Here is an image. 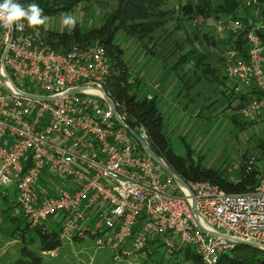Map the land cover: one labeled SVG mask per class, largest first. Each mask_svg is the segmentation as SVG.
Returning <instances> with one entry per match:
<instances>
[{
	"label": "built area",
	"instance_id": "2783aa9c",
	"mask_svg": "<svg viewBox=\"0 0 264 264\" xmlns=\"http://www.w3.org/2000/svg\"><path fill=\"white\" fill-rule=\"evenodd\" d=\"M243 27L233 17L217 23L219 32ZM33 29L24 19L0 22L7 79L0 80V191H13L30 227L52 222L62 242L93 238L117 263L144 257L154 238L167 256L193 247L202 264H217L241 241L264 251V172L245 193L210 181L182 184L134 137L150 145L146 129L133 128L106 89L112 64L104 47L75 43L59 51ZM247 43L248 59L232 58L226 72L236 90L259 92L241 110L253 117L264 112L263 19Z\"/></svg>",
	"mask_w": 264,
	"mask_h": 264
},
{
	"label": "rangeland",
	"instance_id": "374dc122",
	"mask_svg": "<svg viewBox=\"0 0 264 264\" xmlns=\"http://www.w3.org/2000/svg\"><path fill=\"white\" fill-rule=\"evenodd\" d=\"M31 1L15 0L24 8ZM117 1L84 0L72 10L46 15L45 23L37 25L36 29L44 37L50 30L68 33L76 26L88 31L104 23ZM225 2L211 0V7L208 8L204 0H168L162 9L166 22L150 38L141 39L120 32L117 41L125 50L124 58L131 76L139 82L140 96L159 97L155 95L153 85H150V81L158 78L159 86H164L165 91L169 92L167 100L181 106L176 116L174 113L180 106H175L172 111L171 108L163 109L159 100L173 152L185 159L187 164L213 168L237 180L244 163L264 172V112L253 117L241 115L237 121L234 119L254 98V92L249 95L250 90L245 88L236 90L235 80L227 75L229 62L238 56L234 46L229 44L230 33L219 32L217 23L221 19L233 17L237 20L250 18L255 25L264 20V2L238 0L239 6L235 11L218 14L219 5ZM200 9H203L201 13ZM64 17H71L75 21L74 26L63 24ZM205 32L214 37L216 45L206 39ZM202 59L206 64L220 69L219 80H211L204 75L200 62ZM190 82H193L192 86L195 85L190 92L188 90L193 101L189 106V103L184 104L182 94ZM180 89L183 93L176 96ZM26 222L27 219L15 204L13 191L8 196L0 192V264L15 261L24 244L36 253H42L48 264H130L128 261L115 262L111 250L97 247L93 238L73 240L77 241L74 243L63 241L57 248V254L42 252L38 231H22ZM58 227L52 222L46 225L47 230ZM163 251L161 248L153 257L160 259ZM259 254L263 256L264 251L259 250ZM153 257L147 251L144 257L131 264H165Z\"/></svg>",
	"mask_w": 264,
	"mask_h": 264
},
{
	"label": "trees",
	"instance_id": "16d2710c",
	"mask_svg": "<svg viewBox=\"0 0 264 264\" xmlns=\"http://www.w3.org/2000/svg\"><path fill=\"white\" fill-rule=\"evenodd\" d=\"M82 1L84 0H32L30 4L39 5L43 10L42 16H46L63 10H72ZM259 1L264 2V0ZM167 2L168 0H118L115 8L107 15L101 26L88 31H82L79 26H76L72 32L68 33L50 30L47 32L45 39L59 51H66L75 43H95L104 47L112 64V73L106 85L110 96L118 104V109L120 111L124 110L128 114V123L133 128L140 125L146 129L152 149L164 158L167 164L186 181H210L217 184L227 193L234 194L253 190L259 183L258 175L262 174L256 166L244 163L241 175L237 180H234L216 169L203 168L198 164H187L185 159L176 155L171 148L170 139L166 131L165 116L159 106V97H141L139 94V82L131 76V71L124 58L125 50L118 43L117 38L120 32H125L130 36H136L141 39L150 38L166 22L162 9ZM204 2L208 8L211 7V0H204ZM238 6V0H226L224 4L219 5L218 10H215H217L218 14L231 13ZM201 10L203 11V9H200L199 13H201ZM242 21L244 23L243 29L237 34L230 33L228 39L229 44L234 46L237 56L248 59L247 33L252 28L253 22L250 18H245ZM27 27L29 31L34 30L33 27L28 25ZM208 32L204 34L206 39L216 45V40ZM200 62L203 65V73L207 78L211 80L220 79V69L218 67L206 64L203 59ZM254 93L256 96H260L259 92L254 91ZM241 115H235L234 119L236 121L239 120ZM15 204L19 207L20 212L23 213L16 201ZM46 225L47 223H43L31 228L29 221H27L25 228H21L25 233L33 229L38 231L41 238L40 250L42 252L53 251L62 244L59 238V227L58 229L47 230ZM161 248L164 249L163 244L158 238H154L145 249L150 257H153L155 253L161 251ZM153 259L155 258L153 257ZM155 260L165 264H202L200 256L191 246L181 247L172 256H167L164 249L161 258ZM9 264L48 263L42 253H36L27 244H24L20 250V256ZM217 264H264V255L260 256L259 249L241 244L235 250L221 255Z\"/></svg>",
	"mask_w": 264,
	"mask_h": 264
},
{
	"label": "clouds",
	"instance_id": "9594fccd",
	"mask_svg": "<svg viewBox=\"0 0 264 264\" xmlns=\"http://www.w3.org/2000/svg\"><path fill=\"white\" fill-rule=\"evenodd\" d=\"M42 12L43 10L35 3L24 8L15 0H3L0 3V22L4 27H11L15 22L25 19L29 27L42 25L47 19V17L42 16ZM62 23L67 26H74L75 21L71 17H64ZM19 27L22 30L24 25L20 24Z\"/></svg>",
	"mask_w": 264,
	"mask_h": 264
},
{
	"label": "crops",
	"instance_id": "0c3cea01",
	"mask_svg": "<svg viewBox=\"0 0 264 264\" xmlns=\"http://www.w3.org/2000/svg\"><path fill=\"white\" fill-rule=\"evenodd\" d=\"M196 80V79H195ZM157 81H158V78H156V79H154L153 81H150V85L152 86L153 85V88L155 89V95H159V100H160V103H161V107L163 108V109H166L167 108V110H169V108H171V111L174 109V107L175 106H180L179 104H175L174 103V101L173 102H171V101H168L167 100V94H169V92L168 91H165V87L164 86H159V84L157 83ZM193 82H195L194 80H193ZM192 82V83H193ZM191 83V82H190ZM190 83H187V86H186V89H185V93L184 94H182L183 95V98H184V100H183V102H184V104L186 105L187 103H189V106H190V104L191 103H193V101H191L192 100V96H189V94H188V90H189V92L192 90V89H194V85L192 86V83L190 84ZM198 83V82H197ZM189 86H191V89H189ZM173 89H174V87H173ZM174 92V91H173ZM181 93H183V92H181V89L179 90V91H177V93H176V96H180V94ZM189 100H190V102H189ZM167 101V102H166ZM169 102V103H168ZM195 102V101H194ZM185 105H184V107H185ZM189 106H188V108H189ZM187 108V109H188ZM161 109V108H160ZM177 110V109H176ZM161 111H162V109H161ZM181 111V106H180V108L174 113V114H176V116H178L179 115V112ZM163 112V111H162ZM235 180V179H234ZM74 242H77V241H74ZM74 242H70V243H74ZM51 253L52 254H54V253H58V249H55L54 251H51Z\"/></svg>",
	"mask_w": 264,
	"mask_h": 264
},
{
	"label": "water",
	"instance_id": "95a60500",
	"mask_svg": "<svg viewBox=\"0 0 264 264\" xmlns=\"http://www.w3.org/2000/svg\"><path fill=\"white\" fill-rule=\"evenodd\" d=\"M0 80L2 81V83H4L5 85H7L6 84V77L0 72ZM107 97V96H106ZM107 99H108V101L111 103V101H110V99L107 97ZM111 105H112V107H113V109H114V111L117 113V110H116V107L111 103ZM132 133H133V135H134V137L142 144V146L148 151V153L168 172V173H170V174H172V175H174L175 177H176V179L179 181V182H181L182 184H184V185H187L186 184V180L182 177V176H180L176 171H174L173 169H172V167H170L168 164H167V162L164 160V158H162L161 156H159L153 149H152V147L149 145V144H147L145 141H143L141 138H140V136L137 134V133H135V132H133L132 131ZM240 244H245V245H248V246H251V247H253V248H256V249H259V250H261L260 249V247L258 246V245H256V244H254V243H252V242H240Z\"/></svg>",
	"mask_w": 264,
	"mask_h": 264
}]
</instances>
